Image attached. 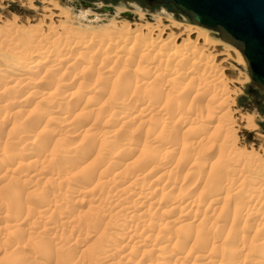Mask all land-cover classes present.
Listing matches in <instances>:
<instances>
[{
  "label": "rangeland",
  "instance_id": "1",
  "mask_svg": "<svg viewBox=\"0 0 264 264\" xmlns=\"http://www.w3.org/2000/svg\"><path fill=\"white\" fill-rule=\"evenodd\" d=\"M8 1L0 2V264H264V101L248 93L242 54L172 5L84 0L113 8L110 16L57 0L77 21L49 23L36 0L24 16ZM127 12L142 18L120 17ZM142 21L196 27L215 47L197 57L183 46L193 38L180 37L167 50L158 37L176 31L134 30ZM226 49L240 60L202 71L209 52ZM41 51L36 63L24 59ZM178 53L190 63L169 60Z\"/></svg>",
  "mask_w": 264,
  "mask_h": 264
},
{
  "label": "water",
  "instance_id": "2",
  "mask_svg": "<svg viewBox=\"0 0 264 264\" xmlns=\"http://www.w3.org/2000/svg\"><path fill=\"white\" fill-rule=\"evenodd\" d=\"M148 1L173 5L192 23L217 30L221 40L238 48L248 62L249 75L256 87L250 86L248 93L257 104L264 101V0ZM82 5L91 6L89 3ZM101 10L106 12L110 8Z\"/></svg>",
  "mask_w": 264,
  "mask_h": 264
},
{
  "label": "bare ground",
  "instance_id": "3",
  "mask_svg": "<svg viewBox=\"0 0 264 264\" xmlns=\"http://www.w3.org/2000/svg\"><path fill=\"white\" fill-rule=\"evenodd\" d=\"M12 1H14V0H9L7 3L6 2H4L5 3V5L4 6H6V5H9V7H10V11H12V12H17V13H19V14H21V15H32L34 12H33V10L35 11V8H34V6H33V0H15V2H17V4H14ZM36 1H38V2H36ZM35 1V5L37 6V7H39V8H41L43 11V13H44V15H43V20H45V21H49V23L54 19V18H60V17H63V18H65V19H67V22L69 21L70 23L72 22V21H77V20H72L73 19V17L69 14V13H67L66 11H64V9H62L59 5H58V2H57V0H36ZM146 2H148L149 4H155V3H153V2H150V1H148V0H145ZM0 2H1V0H0ZM83 3H85L86 4V2H83ZM88 4V3H87ZM91 6H83L82 5V3L80 4V6H82L84 9H86V8H90L91 10H93L94 12H96V13H100L101 15H105L106 13H108L110 16H112V15H114V9L113 8H111V7H108V8H110V11H106V12H104V11H102L101 9L103 8V7H101V8H96V6L94 5V4H91V3H89ZM43 5H45L46 7H44L43 8ZM155 5H160V4H155ZM166 5V4H165ZM168 5V4H167ZM171 5V4H170ZM173 6V5H172ZM7 7V6H6ZM77 8H79V5L78 6H76ZM105 7V6H104ZM107 8V7H106ZM181 13V12H180ZM125 14H127V15H125ZM182 14V13H181ZM35 15V14H34ZM185 16V15H184ZM33 17V16H32ZM85 17V16H84ZM83 17V19H85ZM120 17H122V18H126V19H128V20H135V19H137L138 21L142 18V15H139V16H136V15H134V14H131V13H123V14H120ZM186 17V16H185ZM187 18V17H186ZM14 19V18H13ZM82 19V20H83ZM188 19V18H187ZM72 20V21H71ZM189 20V19H188ZM14 21H16V19H14ZM13 21V22H14ZM24 21V20H23ZM44 21V22H45ZM190 21V20H189ZM43 22V21H42ZM191 22V21H190ZM192 23V22H191ZM192 24H194V25H198V26H200V27H202V28H205V27H203V26H201V25H199V24H197V23H192ZM57 26V28H58V25H56ZM56 26H55V28H56ZM128 24H124V29H126V30H128ZM136 27V26H135ZM159 27V28H158ZM59 28L60 29H63V31L64 30H70L71 29V27H70V25L69 24H64V25H60L59 26ZM46 29H49L48 27L46 28ZM205 29H208V28H205ZM32 30V29H31ZM34 30H37V28H35ZM134 30H157V31H159L160 30V32H162L163 30H175L176 31V34L177 35H174V34H167V35H165V37H162L161 35L158 37V40H157V42H158V46L159 47H162V48H166L167 50L168 49H170V48H172V47H174L175 46V43H176V41L178 40V39H180V37H181V39H184V37L185 38H193V40L191 41V42H187L188 41V39H184V40H186V41H184L183 40V42H184V44H183V46H186L185 47V49L187 48V52H188V50H189V53H193V54H195L196 55V53L197 54H199V51H200V54L202 53L201 51L202 50H207V49H210L211 51H213V49H214V45L212 44V42L210 41V40H208L207 38H206V33H205V31H203V30H201V29H198V28H196V27H193V26H190V25H184V26H182V27H180V25L179 26H177L176 24H171V25H169V26H156V27H153L151 24H149V23H146L145 21H142V24H139L138 26H137V28H135ZM208 30H211V31H215L217 34H218V36H219V32L217 31V30H213V29H208ZM166 31V32H167ZM10 32V31H9ZM37 32V31H36ZM51 32H53V31H51ZM146 33H147V31H146ZM164 34V33H163ZM53 35V34H52ZM55 35V34H54ZM182 36H183V38H182ZM137 36L135 35L134 36V38H133V40L131 39V41H132V44L133 43H135L137 40ZM220 39V38H219ZM221 40V39H220ZM93 42H94V40H92ZM221 41H223V40H221ZM125 42V41H124ZM128 42L129 43H131L130 42V38L128 37ZM157 42H154V45L156 46L157 44H155V43H157ZM223 42H225V41H223ZM225 43H227V42H225ZM86 44V43H85ZM114 44V43H113ZM112 44V45H113ZM125 44H127L126 42H125ZM228 44V43H227ZM124 45V43H122V44H116V45H113L112 46V48L113 49H118V48H122V46ZM153 45V46H154ZM217 45V44H216ZM229 45H231V44H229ZM58 46V45H57ZM111 46V45H110ZM124 46H127V45H124ZM123 46V47H124ZM151 46V45H150ZM154 46V47H155ZM179 46V45H178ZM231 46H233V45H231ZM153 47V48H154ZM235 49H237L241 54H242V52L238 49V48H236L235 46H233ZM152 48V49H153ZM224 48V47H223ZM110 49V48H109ZM156 49V48H155ZM161 49V48H160ZM183 49V48H182ZM185 49H183V50H185ZM221 48L220 47H218V50H220ZM41 50V49H40ZM119 50V49H118ZM134 50V49H133ZM223 50V49H222ZM137 51V50H136ZM136 51H134V52H136ZM154 51V50H153ZM158 51V50H157ZM157 51H155V52H157ZM204 51V52H205ZM42 52V51H41ZM39 53V52H37V53H35V54H26L24 57V59L26 60H28L29 61V63L28 64H32V63H36V59H42V58H45L46 57V54L44 53V51L42 52V53ZM160 52V51H159ZM158 52V53H159ZM182 52V51H181ZM49 54L51 53V52H48ZM141 53V52H140ZM147 53V52H146ZM145 53V54H146ZM154 53V52H153ZM170 53V52H169ZM175 53H177V51L175 52ZM210 53V52H209ZM207 54V56L208 57H204V62H202L203 60H201V62L203 63V68H204V70H203V68L201 67V69H202V71L204 72L205 71V68H206V70L207 69H211V67H216V65H214V62L216 61V60H218V59H220V62H222V63H224V61L226 60V59H228L229 57H230V55L234 58V60L235 61H237V60H240V56H239V54L237 53V52H235L234 50H232V49H226L225 51H217L216 53H214L213 55H211V54ZM48 54V55H49ZM138 54V53H137ZM160 54H161V52H160ZM159 54V55H160ZM163 54V53H162ZM161 54V55H162ZM168 54V53H167ZM182 54H184V53H181V55H179V53L177 54V55H175V54H169V60H171V61H175V64H177L176 62L177 61H180V64H181V62H187V60H188V56H187V58H185V57H183L182 56ZM187 54V53H186ZM190 54V55H191ZM22 55V54H21ZM141 56H142V54H140ZM143 55H144V53H143ZM154 55V54H153ZM161 55H160V57H161ZM164 55V54H163ZM162 55V56H163ZM194 55V56H195ZM204 55V54H203ZM211 55V56H210ZM49 56H52V54H50ZM137 56V55H136ZM158 56V55H157ZM156 56V54H155V58L157 57ZM197 56V55H196ZM199 56V55H198ZM197 56V57H198ZM201 56H202V54H201ZM200 56V57H201ZM205 56V55H204ZM242 56L244 57V59H245V61H246V64H247V72H248V76H249V78H250V80H251V83H252V86L251 87H253V88H256L255 87V85L253 84V81H252V79H251V77H250V75H249V68H248V62H247V60H246V58H245V56L242 54ZM61 57V56H60ZM143 57V56H142ZM159 57V56H158ZM196 57V59H198ZM138 58H140V57H138ZM162 58V57H161ZM165 57L163 56V59H164ZM193 58H195V57H193ZM203 58V57H202ZM201 58V59H202ZM158 58H156L155 60H157ZM160 59V58H159ZM187 59V60H186ZM148 60H149V58H148ZM152 60V59H151ZM166 60V59H165ZM138 61V60H137ZM158 61V60H157ZM162 61V60H161ZM164 61V60H163ZM162 61V62H163ZM168 61V60H167ZM193 61H195L194 59H193ZM146 62V61H145ZM148 62V61H147ZM151 62V61H150ZM155 63H156V61H154ZM166 62V61H165ZM188 62H189V60H188ZM197 62H199V64L201 63L200 61H199V59H198V61ZM159 63V62H158ZM172 63V62H171ZM190 63V62H189ZM193 63V62H192ZM192 63L191 64H187V68H185V69H188V71H190L189 73L191 74V72L192 73H194V70H196L195 68L197 67H199L198 66V63H197V65L195 64V63H193V65L195 64L196 66H193L192 65ZM149 64V63H148ZM151 64V63H150ZM173 65H174V62L172 63ZM171 64V65H172ZM180 64H178V65H180ZM182 65V64H181ZM180 65V66H181ZM162 66V65H161ZM169 66V65H168ZM176 66V65H175ZM189 66H191V69L189 68ZM182 67H183V65H182ZM184 67H186V63H185V66ZM194 67V68H193ZM218 67V66H217ZM170 68H171V66H170ZM221 68V67H220ZM52 69V68H51ZM183 69V68H182ZM194 69V70H193ZM213 69V68H212ZM215 70H218V71H215ZM214 70V72H216V73H214V78H215V80H217L216 79V77L217 78H219V81L221 82H219L221 85L223 84L222 82H227V81H229V79H227L226 80V78H223V76H222V74H223V72H225V68H221V69H215ZM169 71V70H168ZM167 71V72H168ZM197 71V70H196ZM211 70H209V71H206V72H210ZM174 72V74H175V71H173ZM138 73V72H137ZM169 73V72H168ZM189 73H187V74H189ZM211 73V72H210ZM210 73H208V78H209V74ZM227 73H230L229 71H227ZM170 74V73H169ZM179 74V73H178ZM180 74H181V72H180ZM184 74V73H183ZM149 75V74H148ZM172 75V74H171ZM182 75V74H181ZM186 75V74H185ZM192 75H194V74H192ZM202 75V74H201ZM204 75H205V73H204ZM180 75H178L177 76V79L176 78H174V75H172L171 77H172V79L173 80H179V78L181 77H179ZM175 77H176V75H175ZM212 77V76H211ZM185 78H186V76H185ZM199 78V77H198ZM213 78V77H212ZM213 78V79H214ZM184 79V78H183ZM213 79H211V80H213ZM188 80V79H187ZM210 80V81H211ZM214 80V81H215ZM235 80V79H234ZM236 80H238V78H236ZM214 81H213V83H214ZM218 81V80H217ZM169 82H170V80H169ZM175 82V81H174ZM197 82V81H196ZM212 82V81H211ZM216 82V81H215ZM167 83V82H166ZM166 83H165V85H166ZM218 83V82H217ZM171 85V84H170ZM175 85V84H174ZM226 86V85H225ZM174 87V86H173ZM177 89V88H176ZM226 89V88H225ZM229 89V88H228ZM222 90V89H221ZM257 90H259L258 88H257ZM196 91V90H195ZM224 91V94L226 93L225 92V90H222V92ZM231 90H229L228 92H230ZM205 92V91H204ZM233 93V92H232ZM220 94V93H219ZM222 95H223V93H221ZM220 96V95H219ZM224 96V95H223ZM225 97H227V96H225ZM256 97H257V95H256ZM198 98V97H197ZM223 99V98H222ZM220 100L221 99H219V102H220ZM159 101V100H158ZM216 101V100H215ZM227 101H229V100H227ZM223 102V100L220 102V103H217L218 105L219 104H221ZM261 102H263V101H261ZM261 102H259V104H261ZM232 103V102H231ZM222 104H224V102L222 103ZM223 106V105H222ZM225 108V107H224ZM220 109V108H219ZM221 110V109H220ZM148 111V110H147ZM150 111V110H149ZM141 114L143 113H145L146 114V109H144V110H142L141 112H140ZM209 118H210V116H209ZM217 119V118H216ZM246 120L247 119H249L248 117H246L245 118ZM245 121V120H244ZM184 122V121H183ZM249 122H247V124H248ZM251 123V122H250ZM181 124V123H180ZM250 125V124H249ZM253 125V124H252ZM251 125V126H252ZM190 129V128H189ZM251 130V129H250ZM249 130V131H250ZM248 131V130H247ZM243 133L245 134L246 133V131L244 132V130H243ZM242 133V134H243ZM61 136V135H60ZM251 138H252V136H251ZM205 139V138H204ZM208 141V140H207ZM260 141V140H259ZM262 141V146H264V140H261ZM195 145V144H194ZM125 148V147H124ZM230 150H232V146H231V148H230ZM234 150V149H233ZM233 152V151H232ZM226 153V152H225ZM264 153V152H263ZM168 155V154H167ZM207 165L208 166H212L213 164L212 163H207ZM223 166V165H222ZM182 167V166H181ZM204 168H205V166H204ZM211 168V167H210ZM220 169V168H219ZM218 169V170H219ZM264 169V168H263ZM261 170V172H263L264 170ZM222 170V169H221ZM220 170V171H221ZM260 170V169H259ZM264 173V172H263ZM113 175V174H112ZM128 177V176H127ZM209 179V178H208ZM214 180V179H213ZM211 181H212V179H211ZM211 183V182H210ZM133 189V188H132ZM78 190V189H77ZM73 191V190H72ZM227 191V190H226ZM105 193V192H104ZM132 193V192H131ZM150 195V194H149ZM146 198V197H145ZM144 202V201H143ZM254 200H253V204H254ZM215 203V202H214ZM114 204V203H113ZM145 211V210H144ZM148 213V212H147ZM183 215V214H182ZM237 215V214H236ZM236 215H234V217H237ZM246 215L247 216H249L250 215V213H248V212H246ZM260 218H262V216H259ZM258 218V217H257ZM139 219V218H138ZM234 219L235 218H232L231 219V221H230V224H232L233 223V221H234ZM158 231V230H157ZM102 264V263H101Z\"/></svg>",
  "mask_w": 264,
  "mask_h": 264
},
{
  "label": "flooded vegetation",
  "instance_id": "4",
  "mask_svg": "<svg viewBox=\"0 0 264 264\" xmlns=\"http://www.w3.org/2000/svg\"><path fill=\"white\" fill-rule=\"evenodd\" d=\"M78 1H74V2H72V3H75L74 5L75 6H78V4H76ZM84 2V0H79V5L81 4V3H83ZM86 3H88V2H86ZM91 4H94V3H91ZM95 6H96V3L94 4ZM262 103V102H261ZM258 105H260V104H258Z\"/></svg>",
  "mask_w": 264,
  "mask_h": 264
}]
</instances>
